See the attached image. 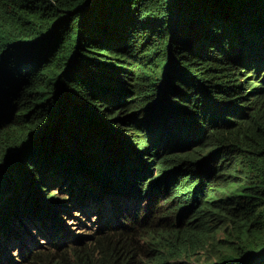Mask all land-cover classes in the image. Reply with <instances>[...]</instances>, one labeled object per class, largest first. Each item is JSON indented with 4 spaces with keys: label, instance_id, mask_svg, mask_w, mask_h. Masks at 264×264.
<instances>
[{
    "label": "trees",
    "instance_id": "1",
    "mask_svg": "<svg viewBox=\"0 0 264 264\" xmlns=\"http://www.w3.org/2000/svg\"><path fill=\"white\" fill-rule=\"evenodd\" d=\"M125 196L134 217L99 226ZM65 213L90 234L59 239ZM7 250L0 264H264V0H0Z\"/></svg>",
    "mask_w": 264,
    "mask_h": 264
},
{
    "label": "clouds",
    "instance_id": "2",
    "mask_svg": "<svg viewBox=\"0 0 264 264\" xmlns=\"http://www.w3.org/2000/svg\"><path fill=\"white\" fill-rule=\"evenodd\" d=\"M156 173V170H154V169H152V173H151V177H153V175ZM148 181H145V183H147ZM50 191H54V190H49L48 192H50ZM54 193V192H53ZM55 193L56 194H58V192L57 191H55ZM124 198H126V200H127V198H130V197H127V196H125ZM122 201L123 202V205H125V204H128L129 203V208L128 209H125V210H121L119 207H114V206H112V207H110V205L107 207V213H106V215L105 216H102V215H100V221H98V225L100 226L101 225V222H103V221H105V220H110L111 222H112V225L111 226H109V224H107L108 225V229H111V231L112 230H114L115 228H116V224L117 223H121L122 222V220H120L119 219V212L117 211L118 209L121 211V212H123V213H128L130 216L128 217L129 219L130 218H133L134 217V215H135V212H136V210H137V203H136V201L134 200V199H132V198H130L128 201ZM122 206V205H121ZM125 207V206H124ZM175 207L174 206H172V207H169L168 209H167V212H168V214H166L165 216H166V219H167V225L163 228L164 229V231H169V230H173V229H176V228H178L179 227V225H180V222H179V220H178V218H177V214L174 212L173 213V209H174ZM112 210V212H111V217H109V214H110V211ZM154 211V208L153 209H151L150 210V212H153ZM172 212V213H171ZM125 220H127V219H125ZM144 222L145 223H149L150 222V217L148 216L147 218H145V220H144ZM90 223H92V222H90ZM95 223V222H94ZM125 223H121V225L120 226H122V225H124ZM88 225V224H87ZM106 225V226H107ZM111 227V228H110ZM64 236H65V234H64ZM63 236V241L65 242V243H67L68 241H69V238L70 237H64ZM224 237L221 235V232L219 231L218 233H217V239H220V240H222ZM21 242V238H20V241H19V243ZM26 245H28V243L27 242H25L24 241V243L22 244V248H20V250L22 251V252H19V255L18 256H20V255H22V254H24V253H27V252H29V251H32V249H30V250H27L26 249ZM29 248H33V247H31V246H29ZM10 254H11V251L10 250H7L5 253H0V255L1 256H10ZM18 256H16V254H15V252H13L12 254H11V258H13V260H16V261H18L16 258L18 257ZM194 260H196V258L195 259H193V260H191L190 261V263L191 264H194ZM197 261V260H196ZM199 264H202L201 262H199V261H197Z\"/></svg>",
    "mask_w": 264,
    "mask_h": 264
},
{
    "label": "rangeland",
    "instance_id": "3",
    "mask_svg": "<svg viewBox=\"0 0 264 264\" xmlns=\"http://www.w3.org/2000/svg\"><path fill=\"white\" fill-rule=\"evenodd\" d=\"M48 191H46V197H51L53 195H56L55 191H53L54 193L52 191H50V192H48ZM111 212H112V210L110 211L109 217H111ZM93 216H94V214L92 213L91 217H93ZM57 219H58V224L60 225V228H61L60 233L62 234L59 236L60 237L59 239H63L64 234H65L64 237H70L72 235L76 239H78L79 236L90 234V231H89L90 229L87 225L88 219H84L83 216H77V214H72V215L68 216L65 213V215L61 218H60V216H57ZM80 225L87 227L88 228L87 231H85V229H80ZM24 234L28 237L33 236L35 239H39L38 242L41 246H43L45 243L44 240H40V239H44V238H40L39 236H37L38 235L37 232L30 229L29 227H28V230H26V228H25ZM76 234H78V235H76ZM47 235H48L49 239H51V237H53V234L50 231H48ZM28 241L33 243L32 240H30V239H28ZM26 249L30 250L31 248L26 246ZM15 254H16V256H18L19 252L16 251ZM194 264H199V263L196 260H194Z\"/></svg>",
    "mask_w": 264,
    "mask_h": 264
}]
</instances>
